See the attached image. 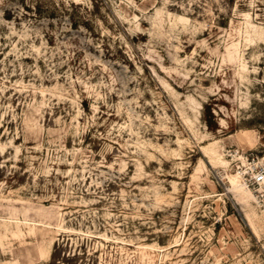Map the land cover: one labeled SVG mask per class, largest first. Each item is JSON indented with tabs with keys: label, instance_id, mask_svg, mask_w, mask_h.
Segmentation results:
<instances>
[{
	"label": "rangeland",
	"instance_id": "1",
	"mask_svg": "<svg viewBox=\"0 0 264 264\" xmlns=\"http://www.w3.org/2000/svg\"><path fill=\"white\" fill-rule=\"evenodd\" d=\"M261 164L264 0H0V264H264Z\"/></svg>",
	"mask_w": 264,
	"mask_h": 264
},
{
	"label": "built area",
	"instance_id": "2",
	"mask_svg": "<svg viewBox=\"0 0 264 264\" xmlns=\"http://www.w3.org/2000/svg\"><path fill=\"white\" fill-rule=\"evenodd\" d=\"M254 170L255 171H252L249 177L245 179V184L252 189L254 193L261 195V193H264V165L255 166Z\"/></svg>",
	"mask_w": 264,
	"mask_h": 264
},
{
	"label": "bare ground",
	"instance_id": "3",
	"mask_svg": "<svg viewBox=\"0 0 264 264\" xmlns=\"http://www.w3.org/2000/svg\"><path fill=\"white\" fill-rule=\"evenodd\" d=\"M232 183H233V187H235L234 180H232Z\"/></svg>",
	"mask_w": 264,
	"mask_h": 264
}]
</instances>
